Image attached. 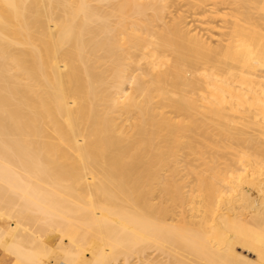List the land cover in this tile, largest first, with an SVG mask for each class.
<instances>
[{
	"label": "bare ground",
	"instance_id": "bare-ground-1",
	"mask_svg": "<svg viewBox=\"0 0 264 264\" xmlns=\"http://www.w3.org/2000/svg\"><path fill=\"white\" fill-rule=\"evenodd\" d=\"M260 37L264 0H0L5 264H264Z\"/></svg>",
	"mask_w": 264,
	"mask_h": 264
},
{
	"label": "rangeland",
	"instance_id": "rangeland-1",
	"mask_svg": "<svg viewBox=\"0 0 264 264\" xmlns=\"http://www.w3.org/2000/svg\"><path fill=\"white\" fill-rule=\"evenodd\" d=\"M197 24H198V23H197ZM199 25H200V24H199ZM255 27H256V28H254V31H257V30H258V28H257L258 26L256 25ZM214 34H216V33L214 32ZM215 37H216V36L213 35L212 40H211L212 42H213V40H215ZM260 38H261V39L263 38V39H262V42H261V41H260V42H261L262 45L264 46V43H263V41H264V37H260ZM261 39H260V40H261ZM256 69H257V70H262L261 68H257V67H256ZM261 127H262L263 129H262ZM261 127H260L261 129L258 127V128H257L258 130H257V129H256V130L260 133L259 136H261L260 138H262V139H260V140H262V142H264V131H263V130H264V126H261ZM259 129H260V130H259ZM261 131H262V132H261ZM261 133H262V134H261ZM258 199H259V197L256 195L255 198H254V200H253V202H252V206H256V205L259 204ZM235 205H236V204H235ZM228 206H230V205H226V206H223V207H221V208H222V209H223V208H227ZM240 210H241V211H240ZM233 211H234V212H238V213H240V215H241L242 217H243L242 213L244 214V212H245L246 215L244 214V216H245V217L247 216V212H246L247 210L243 211L242 209H233ZM239 211H240V212H239ZM192 212H193V211H192ZM194 213H196V212H194ZM196 214H199V213H196ZM53 235L56 236V234H51L50 236H53ZM49 245H50V246L54 245V242H52V243L49 242ZM246 249H247V248L244 247L243 245H240V244L237 245V244H236V245L233 246V250H232L233 252H232V253L235 252V253H234L235 255L233 254L234 257L240 256V258H243V257H244V259H245V258H246V259L249 258L248 260H251V261L256 260V256L254 255L255 253H254L253 251L248 250V249H247V250H248V251H247ZM250 252H253V253H250ZM236 255H237V256H236ZM237 259H239V257H238Z\"/></svg>",
	"mask_w": 264,
	"mask_h": 264
},
{
	"label": "crops",
	"instance_id": "crops-1",
	"mask_svg": "<svg viewBox=\"0 0 264 264\" xmlns=\"http://www.w3.org/2000/svg\"><path fill=\"white\" fill-rule=\"evenodd\" d=\"M5 260L3 259V258H1V256H0V264H5Z\"/></svg>",
	"mask_w": 264,
	"mask_h": 264
}]
</instances>
